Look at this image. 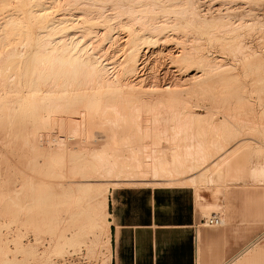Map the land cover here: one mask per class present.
<instances>
[{"label": "bare ground", "instance_id": "6f19581e", "mask_svg": "<svg viewBox=\"0 0 264 264\" xmlns=\"http://www.w3.org/2000/svg\"><path fill=\"white\" fill-rule=\"evenodd\" d=\"M21 1L23 2V0H20V2ZM91 1H95V3L100 2L99 0ZM105 1L107 2V0H101V6L104 5ZM110 1L112 0H109V2ZM119 1V3L114 2L115 4L110 2L112 3V5H110L111 7H109V5L105 2L109 9H105L107 8L105 7L106 4L103 6L105 8L100 7L99 4L94 5L97 7L93 8L98 10L101 8L104 9L97 11L98 13L96 12L97 15L94 17V19L91 17L93 12H90L87 9L84 10L85 6L83 7L84 11L82 13L85 15L88 14L86 11L91 13V15L90 13L88 14V16L90 15L88 18L91 17L93 20L91 18H86L89 22L90 20L93 22L98 20L97 25L91 23L92 25H95L93 28L96 27L97 29L99 26L97 31H95V29H89L90 27L82 29L84 26L82 23L81 25L83 26H80L81 29L78 28V30L80 29L78 33L75 32V24L79 27V22L78 24L75 23L77 22L76 20H79L77 18L78 14L76 11L79 8L75 10L77 14V16L75 14V17H71V14L68 15L66 12H69L68 10H71L72 7V9H74L78 0H73L72 3L71 1L69 3L68 0H58V10L60 12L64 10V13L62 12L59 14L56 17V20H54L53 17L54 22L52 20V24H48L49 18L51 21L52 17H49L48 20L44 19L46 16L44 12L45 9H42L37 16L36 24H41V26H38V28H30L28 25L32 26L31 22V24L27 23V26H20L19 24L24 23V21L20 20V18H17L16 16L9 17L3 21L0 20V49L4 47V50H0V53L3 54L0 55V61L4 58L9 60L12 59L10 60V63H7V66L5 65L6 62H3L5 64L2 63L4 66H2L0 63L2 66H0V68L5 70L6 67H9V70L6 69L8 72L11 70L10 68L20 70L19 75L21 74L26 79V84L23 82L24 80H20L21 83L23 82L22 84L25 85L24 87L19 86V88H22V92L24 90L26 94L23 96L24 93L19 94L21 92L16 91L17 89L19 90V82H16L17 85L10 84L15 83L13 82L15 75L16 81L17 78L19 79L17 76L18 72H16V70H11L13 73L16 72L17 74L15 73L14 78L9 80L10 83H8L9 81L5 76L6 73L0 75V78H4L5 76L7 79L6 83L2 81L1 84H4H0V126H7L5 128L8 131L11 129L12 133H7V137L8 134L9 136L11 134L13 136L14 134L16 137H23L21 139H24V141L28 142L29 145L27 146L30 147V151L33 149L32 152L29 150L28 151L34 158L37 156L38 158L41 156L44 158L42 164L44 171L40 169L42 172L40 173L39 171V174L37 173L41 177L37 176L33 180H30L28 177L22 176L21 178L19 175H11V180L9 179L7 182H4L3 187H0V211L3 214L1 212L0 213L5 216L4 218L7 219L5 228L8 229V234H5L6 236H3V234L0 233V264H28L29 262H33L35 264H55L59 259H64L71 255L78 254L85 247H90V250L92 247H95L99 244L98 235L96 233L97 229H100L101 231L104 230L106 237L109 235L107 219L105 224L101 223L104 217L107 218V198L110 188L109 185H118L119 182L128 184L129 182L132 183L135 181H138V183L140 181L141 184L151 183L155 185V182L158 181V183L160 182V185L169 184V186H171V184L178 185L181 183L184 185L185 183L187 186H195L200 183V181H204L205 176H198L199 178L196 176L195 179L193 178L194 176H192L194 180H192L190 176L191 181L188 182H186L187 180L185 182H180L181 177L179 176L185 172L186 174H190V172L192 174V170L201 168L204 164H206L209 156L213 155L211 153H213L214 150L218 148L222 149V147H225V145L228 144L227 141L232 139H229L228 132L224 130L225 133L227 132L226 135L228 137L224 139L226 135L225 133H221L223 140L226 141V143L223 141L225 143H223V146L219 145L221 146L219 147V142L217 143L216 148H214L215 145L210 146V148L212 147L213 149L207 147L206 150L205 148L207 145L205 148L204 146L199 147L200 144L197 142L201 143V137L208 136L210 131L208 129V132L205 131L206 128H203V125H201L205 122L207 124L209 122L208 118L206 116L200 117L194 112H190L189 114L188 112H185L186 110L181 113L184 114V116L181 115L183 116L182 119L178 117L168 120L169 122L175 121L174 124L178 123L179 125L177 124V127L179 130L176 128L177 132L175 131L176 133H174V137L173 135L172 137L169 135L170 138L167 137V132H169L171 129L169 128L170 126L168 127L167 125L163 124L165 118L163 117V113L161 111L159 114V110L163 107H169V105L172 106L175 102V104H180L183 107L187 106L186 102L183 100L184 98L181 96L180 98L178 94H176L177 91L175 92V90L178 89V91L180 90L179 92L189 93L194 89H199V91L202 88L206 89V86L209 84L207 81L208 79H206L207 85H205V87L202 85V82L204 81L203 73L205 74L206 72L204 71L205 69H201L202 67L200 66L202 65L204 68L206 63L199 50L190 45L191 39L189 40L190 44L187 42L188 45H186L185 41L183 42L185 44L183 45L182 50H179L180 52L175 56L176 60L181 63L183 72L182 77L179 76L180 78L178 77L179 79H176L177 82L161 84L156 82L158 80L156 78H158L159 75L158 77L152 76L150 78L154 77L153 79H156V81H154L153 85L147 84L149 76L147 78L146 70L153 65L150 63L151 66L148 67L150 57L156 53L155 50L152 51V47H157L159 44H166L167 40L163 38L165 36L164 31L167 30L166 34H168V30H185L186 32L188 30L186 35L188 34L187 36H189V33H191L192 30L195 31L196 29H200L206 23H209L210 25L212 20L210 19L209 22V20H207L209 18L203 19L202 11H200V3H205V0L203 2H200V0H126V2L124 1V4L122 3V0ZM218 1L216 3H218ZM260 1L263 2L264 0H259L258 2ZM0 2H2L0 8H3L12 4L14 0H12V3L11 0H0ZM22 2L20 4H22ZM24 3L29 8L31 4H38L40 1L24 0ZM221 4L220 7L223 8ZM224 4L225 3H223V5ZM208 5L210 4L208 3ZM98 6L100 8H98ZM202 6L204 7V5ZM12 7L13 6H11V9ZM64 7L65 9H63ZM218 7L219 5H217L215 12L218 11L221 13ZM47 8L49 9L48 6ZM5 9H8V7ZM11 9L9 11L12 12L13 10ZM21 10L22 8L17 10L19 14V11ZM25 10H27V8H25ZM49 10L51 11L52 8ZM58 10L56 11L60 13ZM105 10L108 11V13ZM109 10H111V12ZM205 10L207 9L205 8ZM228 10H226V12H230ZM15 11L14 13H16ZM22 11L25 12L24 10ZM70 12L72 13L73 10ZM207 12L208 11H206L205 14ZM48 14L51 13L49 12ZM23 15L25 14L22 13V17ZM221 15L224 16V14ZM1 16L3 18V15ZM227 16L229 17V14ZM27 20L31 19L27 18ZM225 20L227 19L225 18ZM112 22H116L114 24L116 26L113 25L112 27ZM84 23L87 24V22ZM34 24L35 23H33V27L37 26ZM117 25H119V27H117ZM221 25L222 24H220V26ZM223 25L221 27H223ZM110 26L112 28H110ZM120 26H127L128 30L130 28L133 29L131 35H129L127 39V46L125 45L126 48L122 43L125 51L122 52L123 55L121 60H117L118 58L113 59V56L111 57L113 60H109L110 58L107 57L109 54L107 49L115 45L116 39L119 36L118 28H120ZM135 27H139L140 29H136ZM138 30L151 33L149 36H147L148 34L144 36L143 33L145 34V32L140 31L143 33L142 35L140 33V35H138L135 32ZM217 30H219L218 27ZM123 31L125 30L123 29ZM223 31L224 29L222 32ZM162 33L164 35H162ZM227 33L229 32L227 31ZM186 35L183 34V36H185V40L188 39V37L186 38ZM222 36L224 37V35ZM223 39H225V37L221 40ZM229 39L230 38H228V40ZM22 42L25 43L24 45L27 48L29 46L30 50L33 47L31 51L28 50L29 48H23L24 51L27 50L30 52L29 55L27 51L26 53L23 52L25 56H28H26L27 58L22 55V53H20V50L18 51V48L21 49V47L24 46ZM192 42L195 43L197 41H194L193 39ZM241 42L239 43L241 44ZM20 44H22L21 47H19ZM105 44H109L107 49H105ZM240 44H238V46H240ZM195 46L197 47V45ZM242 46L243 45H241V47ZM244 48H241L242 51L245 50ZM162 49L160 47L161 52L158 51L159 55L156 56L154 54L153 56L159 57L160 54L166 52ZM90 50L91 52H89ZM92 50L95 51L92 52ZM96 50H98V52ZM239 52H241V50ZM20 54L26 58H24L25 61L22 59V61H24V64L22 63V65L19 62L21 61V56L19 57ZM117 55L118 54L116 53V56ZM18 57L20 60H18ZM7 59L6 61H8ZM157 61H159V59ZM157 61L155 62L157 63ZM158 64L156 65L158 66ZM156 65L154 66L156 67ZM111 69L114 71V74L112 75L113 78L109 77V71H111ZM113 71L110 73L112 74ZM0 72L4 73L5 71ZM150 72L151 71L148 73ZM156 72L158 73V70ZM153 73H155L154 70ZM166 75L164 74V77ZM10 77H12V75ZM2 79H0V82ZM201 80L203 81L201 82ZM163 81L164 80H162V82ZM44 88L46 89L44 90ZM1 89L2 91L5 90L6 93L1 94ZM87 89H89V91ZM82 90H87L89 95L93 93V90H101L102 92L100 93L102 94L99 93L101 96L97 95L91 97L84 92L87 95H84L83 97L81 96L83 94V92H81ZM149 91H153V93L155 91H163L165 92L163 93L164 95L166 94V91H173L174 93H172L176 94L177 96L171 95L170 97L166 98L165 96L169 94L162 96V94H160L161 92H159L161 96L157 93L158 97H156L155 93L154 95L156 98H152L151 95L149 97H145L144 95H146ZM199 91H196V93H200ZM78 92H81L82 94ZM1 95H3V98ZM38 95H41V97H38ZM147 95H149V93ZM22 96L29 99L28 104L31 109L33 108L31 110L32 112H27V104L26 101L22 100ZM172 96H174V98H172ZM21 100L25 103V105ZM29 107L27 108L30 109ZM155 107H159L158 113H155L154 115L151 114L153 116L151 119L152 123L154 124L156 122L160 123V127L157 124L158 127L153 128V126H149V128L145 127L147 130L143 127V129L137 128L133 131L131 126L128 128V125H124V127H126L124 128L122 125H119L120 129H118V124L122 123L121 121L123 120V122H125V120L131 121L132 119L135 121H141L143 119L145 120V118L142 116L143 113L147 114L148 111L157 109ZM123 111L129 113L131 112L130 116L126 115L125 117ZM61 113H65L66 116L60 115ZM80 113L82 114L81 122L77 121V119L73 117L74 115ZM110 113H114L116 116H111ZM146 114L144 115L145 117ZM26 120L30 121L31 124L28 122V124H26ZM50 120L53 125L56 126L55 128H58L60 134L66 135V140H58V138L56 140V138H53L54 136L47 137L48 135L46 136L47 138L45 137L46 141H43V137V139L41 138L42 140H40V136H42L41 134L44 132H41L42 129L44 130L45 128L48 130L50 128L49 125L53 128L52 123L49 124L48 122ZM118 121H120V123ZM176 121L178 122L176 123ZM6 123H9V127ZM108 124H111L109 128ZM116 126H118V128ZM110 127L112 129H110ZM166 127L169 128V131L168 128L166 129ZM175 127L173 130H175ZM5 128H0V132L5 130ZM102 130H104L103 133L106 130L105 133L107 134L105 138L102 136L99 137L100 135H97L99 133L103 135ZM8 131H4L2 133H6ZM210 134L212 133L210 132ZM96 135L98 137H96ZM4 136L2 135L3 138ZM177 137L184 139L186 143L181 142L182 140L180 141L179 139L178 141L180 142H177ZM145 138L149 140V143L143 142L145 141ZM171 138H175L174 142L176 141L177 144L172 145L170 142L168 143ZM9 142L13 141L10 139ZM18 143L20 146V142ZM181 143L184 144L181 145ZM193 143L197 144L198 147H196V145ZM243 147H238L237 145V148L231 153L232 155H229L231 158H228L226 167L227 170L229 169L228 167L231 165V163L233 164L231 165L232 170L239 169L243 165L247 167V165L250 164L249 160L247 159L249 156H247L248 154L245 153L242 155H245L246 157L244 160H242L241 166V161H239V158L242 157L240 156L241 153H244L242 151ZM195 152L198 156H195ZM197 152L200 153L198 154ZM35 153L37 156H35ZM180 156L185 158H182L181 160ZM38 158L36 164L41 163V160ZM151 159H153V161H151ZM149 161L151 162L148 163ZM234 165L235 168H233ZM184 167L186 171H184ZM204 167L202 168L204 169ZM230 170L228 171L230 172ZM221 171L217 172L221 173ZM172 175L178 176L179 178L176 179H180L179 182L175 181V179H170L169 177ZM147 176L153 177L152 181L144 180V177L146 178ZM104 177L115 179L109 180V182H101V179ZM141 178H143V181ZM184 179L186 178H182L183 181ZM206 179L208 181L207 177ZM209 179H211V176ZM169 180L173 181L170 182ZM158 183L156 182V184ZM219 224L221 225L222 221H220ZM13 227L16 229V231H14L15 229L13 230ZM10 234L11 237H9ZM12 234L14 235L13 237ZM29 236L33 237L34 242L24 244V239L28 238ZM45 243H47V247L44 248L42 252H40V247H44ZM107 243L108 242H106V244ZM11 244L14 245V249H11ZM252 248V246L248 247L245 254L252 251Z\"/></svg>", "mask_w": 264, "mask_h": 264}, {"label": "rangeland", "instance_id": "374dc122", "mask_svg": "<svg viewBox=\"0 0 264 264\" xmlns=\"http://www.w3.org/2000/svg\"><path fill=\"white\" fill-rule=\"evenodd\" d=\"M39 1H40V3H38V4L35 3L34 5L31 4L30 5L31 7L29 6V8H28V6L25 5L24 0H23V2L21 1L22 4H20L21 3L20 0H14L13 3H12V0H11L12 4H10V5L13 6L12 9H11L10 5H8L6 7H3V8H0V10H1V12H0V20L3 21V20L8 19L9 17L16 16L17 18L19 17L20 20L24 21V23H20L19 24L20 26H27L28 24L32 23V26L28 25V26H30V28H38V26H41V24L40 25L38 23L36 24L37 16H38L39 12L42 9H45L44 12H45L46 16L44 17V19L48 20L49 17H52L51 21H50V18H49L48 24H52L54 22V20H56V17L59 14H61L62 12L64 13L63 9H65V7L62 9L63 11H61V12L58 10L59 9L58 8V0H47V1L45 0L46 2L44 0H39ZM68 1H69V3H70V1H71V3L73 2V0H68ZM80 1L78 0V2L75 4L76 8L74 7V9H72L73 8L72 7L71 10H68L69 12H66L68 15L71 14L70 15L71 17H75V14H76L75 10L79 8L78 10H76L77 14H78V16H77V14H76V16L80 20V21L76 20L77 22H75L77 24L79 22V24H78L79 27L76 24H75L76 27H74V30H76L75 31L76 33H78V31L81 29L80 26L82 27L83 25L85 27L83 26L82 29H86V27L87 28L90 27L89 29H92V30L95 29V31H97L99 26L96 29V27L93 28V26H95V25L91 24V23H94L96 25L98 24L97 23L98 20L95 19L96 21H94V22L92 21L94 19V17H96V15L98 13L97 11H100V10H102L105 7H107L105 9H109V7H111L110 5H112V3L115 4L119 0L110 1L112 3H110L109 0H107V2L105 1L109 5V7H108V5L105 2H104L103 6H105V4H106V6L105 7L101 6L102 5L101 0H99L101 3L99 1H98L99 3H95V1L92 2L91 0H87V1L80 0ZM89 1H91V2H89ZM124 1L126 2V0H122L123 4L125 3ZM203 1L204 0H202V1L200 0V2H203ZM217 1L216 0H210V1H208V0L206 1L205 0V3L204 2L200 3V11H202V15H203L202 18L203 19L209 18L207 20H209V22H210V19H211L212 21L210 22V25H209V23H206L200 29H196L195 31L194 30H192V31L189 30V31H191V33H189L190 38H189V36H187L188 34L186 35V33H188V30H187V32L185 30H183V31L182 30H178L179 32L178 31H172V30L170 31V30H168L169 31V32H167L168 34H166L167 30L164 31L165 33L163 32L165 34V36L163 38H165L167 40L166 44L165 45L164 44H159L157 46L158 48L157 47H152V51L155 50L156 53H158V54L154 53L156 56L159 55V52H161L160 51V47H161V49L163 48L162 50H164L166 52L163 53L165 55L160 54L159 57L153 56L154 54L152 55V57H150V61L151 62L149 61L148 67L151 66L150 65V63H151V64H153L152 65L153 68L151 66V67H149L150 69L148 68L149 70L148 69L146 70L147 78L149 76L147 84L153 85L154 81H156V79H158V80L160 79L159 81L157 80L156 82L157 83L159 82L161 84L168 83V82L169 83H173V82H177L176 79L178 80L180 77H182L183 72H182V68H181V63L176 60L175 56L180 52L179 50H182V47H183V45L185 43H186V45L190 44L189 40L191 39L190 40L191 41L190 45H192L193 47H195V48H197L199 50L201 56H203V58L205 60V63H206V65H204V68H203L202 65L200 66V67H202L201 69H203V70L205 69L204 71L206 72L205 74L203 73V79H204L205 82L203 80H201V82L203 81L202 85H204V87H205V85H207V81L209 82V84H208V86H206L207 87L206 89L205 88L203 89L201 87L202 88L201 89L202 92H201V90L199 91V89L198 90L197 89L191 90L189 93L188 92H183V93L179 92L180 90L178 91V89L175 90V92L176 91L178 92V93L176 92V94H178L179 97L181 96V97L184 98V99L183 98L182 99L184 100V102H186V104H187V106L189 108L186 105H185L186 107H183L180 104H175L176 103L175 102L172 106L169 105V107H163V108H161L159 110V114H160V111L163 113V117L165 118L164 121L167 120L166 122L163 121V124L167 125L168 127L170 126L169 128L171 129L169 131V128L166 127V129L168 128V131H169V132H167L168 136H167V134H166V136L169 137V135H170V137H172V135H173V137H174V135H175L174 133H176L177 129H178V127H177V124H178L177 122L178 121H176L177 124H174L175 123L174 120H172L174 122H171V121L169 122L168 120L169 119H175V118H178V117H180L182 119L184 114H181V113H183L185 110H186L185 112H188L189 114H190V112L191 113L194 112L196 115H199L200 117H205L206 116L208 118L209 122L208 121L207 122L209 124L208 123L206 124V122L205 123L203 122L204 124H201V125H203V128H206L205 131H207V132H208V130H210V131L208 133V136H206V137L202 136L201 137L202 138L201 139L202 140L201 143L197 142L198 144H200L199 147L204 146V148H205V146L207 145L206 148H205L207 150V147L210 148V146L215 145L214 148H216L217 143H219V142L220 143L218 144V146L219 145L223 146V143L224 142L226 143V141L223 140V137L221 135L223 133H225V131L228 132L229 139H231V138L232 139L231 140L228 139L229 140V141H227L228 144L225 145V147H222V149L218 148V149L214 150L213 153H211L213 155L210 154L211 156H209V158L207 159V162H206L208 167H204V166H206V164H204L202 166V167H204L206 169L208 168V169L207 170L206 169L203 170V168L201 167V168H197V170L196 169L192 170L193 173H195L197 171V173L195 174L196 176H198V175H199V177H201V175L205 176V180L202 181V182L200 181V183L195 185L197 187H194L197 190V192H198V200H202L203 199V198L199 197V190H206V191L210 192V191L215 189V191L212 194V197H213L215 202L219 201L222 204L219 207L217 205V203H215L216 205L213 208L207 209V210H200V211L202 212L204 217H210L211 212L220 213V221H222V224L221 225L219 224L218 226L217 225L216 226H212V227L208 226V228H212V229L223 228L224 225L230 224L232 222L234 223V221L236 222L240 218L241 224H244V228L245 229H249L248 230L249 241H248V243L246 245L247 246L249 245L248 247L252 246L253 248H252V251L248 252V254L244 255L239 261H236L234 264H264V196H263L264 195V3H263L264 1L263 2H261V1L258 2L259 0L258 1L257 0H220V1H218V3H216ZM47 2H48V4H47ZM84 2H85V4H84ZM87 2H88V4H87ZM119 2H121V1H119ZM208 3L210 5H208ZM223 3H225V4L223 5ZM1 4H2V2H0V6H1ZM23 4H24V7H23ZM81 4H84V5H81ZM97 4H99L100 7H103V8H101L99 10L96 9V8H93V7H97V6H94V5H97ZM201 4L204 5V7ZM220 4H221V6H223L224 9L222 7H220ZM46 5L49 7V9L52 8L53 11L51 10L52 11L51 12L47 8ZM87 5H89V6H87ZM90 5H92V6H90ZM217 5H219L218 8H219V11L221 13H219L218 11L215 12V9H217L216 8ZM227 5H229V6H227ZM16 6H18V7H16ZM7 7H8V9H5ZM83 7H84V10L87 9L88 11L93 12V14L95 12V14L94 15L92 14L93 15L92 16L90 12L86 11V13H88V14L90 13L91 17L93 18L92 19L90 17L92 19V20H90V22L87 20V19H90V18H88L90 15L88 16V14L85 15L84 13H82L84 11ZM89 7H92V8H89ZM100 7L98 6V8H100ZM21 8L26 13L21 10V11H19L20 14H21L20 15L17 10H19ZM25 8H27V10H25ZM201 8H202V10H201ZM205 8L207 10H205ZM210 8H212L213 10L210 9ZM220 8H221V10H220ZM228 8H229V10H228ZM10 9L13 10V11L12 12L9 11ZM94 9H96V10H94ZM235 9H236L237 12L235 11ZM56 10H58L60 13H58ZM72 10H73V12L71 13L70 11H72ZM92 10H94V11H92ZM226 10H228L230 12H226ZM14 11L16 13H14ZM109 11L111 12V10H109ZM206 11H208L206 13L207 15L205 14ZM49 12L51 14H48ZM106 12L108 13V11H106ZM22 13L25 14V15H23L24 18L22 17ZM73 13H74V15H73ZM214 13H216V14H214ZM4 14H6V15H4ZM200 14H201V12H200ZM221 14H224V16H222ZM228 14H229V17L227 16ZM1 15H3V18H2ZM17 15H19V16H17ZM215 16H216V18H215ZM26 17L28 19H31V20H27ZM53 17H54V20H53ZM84 17H85V19H84ZM222 17H223L224 21L222 20ZM121 18H124V17H121ZM225 18L227 20H225ZM25 20H27V21H25ZM52 20H53V22H52ZM84 22H87V24L84 23ZM33 23H35L34 25H37V26L33 27ZM82 23H83V25H81ZM115 23L116 22H112L111 23L112 27H113V25ZM90 24H91V26H90ZM220 24H222V25L224 24L223 27H221L222 25L220 26ZM44 25H46V24H44ZM86 25H88V26H86ZM215 25H217V26H215ZM114 26H116V25H114ZM224 26H226L227 28L224 27ZM112 27L110 26V28H112ZM117 27H119V25H117ZM217 27L219 28V30H217ZM78 28H80V29L78 30ZM135 28L136 29H140L139 27L138 28L135 27ZM123 29L125 31H123ZM132 29L133 28H130L128 30L127 26H125V27L124 26H122V27L120 26V28H118V31H119L118 32V34H119L118 38L119 39L118 38H117L118 40L116 39V43L117 44L115 43V45L110 47L109 49H107L109 44H105V49H107L108 53H109L107 55V57L110 58L109 60H113V59H117V58H118L117 60H121V57L123 55L122 52L125 51L124 46L125 45L127 46V41H128L127 39L129 37V35H131ZM207 29H209V30H207ZM220 29H221V32H220ZM223 29H224L225 32L224 31L222 32ZM140 31H143V30H140ZM140 31L138 30V31H135V32L138 35H140V34L142 35V33L145 32V31H143L141 33ZM184 31H185V33H184ZM227 31L229 33H227ZM146 32H145V34L143 33L144 36H146L147 34H148L147 36H149L150 33H151V32H149V33H146ZM172 32H174V33H172ZM192 32H194L195 34L192 33ZM208 32L211 33V34H209ZM128 33H130V34H128ZM163 33H162V35H164ZM219 33L220 34L222 33L221 36H220ZM225 33H227L228 35L225 34ZM183 34L186 35V38L188 37V39L185 40V36H183ZM168 35H170L172 37H170ZM209 35L210 36L212 35V36L210 37ZM215 35H216V37H215ZM222 35H224V37H225V39H223V40H221L222 38H224ZM225 35H227V36H225ZM120 38H122V39H120ZM172 38H173V40H172ZM228 38H230L229 40H231V41H229ZM193 39H194V41H197V42H195V43L192 42ZM184 41H185V43H183ZM187 42H189V43L187 44ZM237 42H238V44H240L239 42H241L240 46H238ZM122 43H123L124 46L122 45ZM181 43H183V44H181ZM228 43H229V46H228ZM22 44L24 45L25 43L22 42ZM22 44H20L19 47H21ZM195 45H197V47ZM241 45H243L245 48L243 46L241 47ZM126 46H125V48H126ZM24 47L27 48L24 45V46L21 47L22 50L20 48H18V51L20 50V53H22V55L25 56V54H23V52L26 53L27 50L24 51L23 50ZM3 48L4 47H2L0 50H4ZM28 48H29V46H28ZM90 48H92V47H90ZM95 48H97V47H95ZM241 48L242 49L244 48L246 51L245 50H244L245 52L242 51ZM32 49H33V47L31 48V50ZM113 49H114V51H113ZM28 50L31 51L30 48ZM240 50H241V52H239ZM29 51H27L28 55L30 53ZM94 51L92 50V52H94ZM96 51L98 52V50H96ZM89 52H91V50ZM116 53L118 54L117 56H116ZM0 55H3V54L0 53ZM22 55L21 54L19 55V57L21 56L20 57L21 61H22V59L24 60V58L27 56L26 55L24 57ZM161 56H163V57H161ZM241 56H242V58H241ZM19 57H18V60H20ZM4 59H3L4 61L1 59V61H0L1 65H2L3 62H6V64L5 63H3V64H5L7 66V63H10V60H12V59L9 60L7 58H4ZM6 59L8 61H6ZM151 59H153V60H151ZM158 59H159V61H157ZM160 59H161V61H160ZM21 61H19V62L22 65V63L25 60L22 61V62ZM155 61H157V63ZM154 62H155V64H154ZM156 64H158V66H160V67H158ZM154 65H156V67ZM2 66H4V65H2ZM8 68L9 67H6V69H8ZM165 68H167V69H165ZM6 69L4 70V69L0 68V71H2V72L5 71L4 73L0 72V75L6 73L5 76L7 77L8 81L12 80L14 78V75H15L16 72H18L17 76L19 77V79L17 78V81H16V79H15L16 75H15V78L13 80V82H15V83H10V81L8 83L14 85V84H16V82L17 83L19 82L18 84H20V85H18V88H19V86L20 87L21 86H23V87L25 86L22 83L25 82V84H26V81H25L26 79L21 74L20 75L22 77L19 75L20 70H16V69L10 68L12 71L16 70V72H14V73L10 70L13 73L12 74L10 71L8 72L9 69L7 71H6ZM168 69H169V71H168ZM153 70H154L155 73H153ZM157 70H158V73L156 72ZM112 71H113L112 69H111V71H109V77H111V78H113L112 75L114 74V71H113L112 74L110 73ZM147 71L148 72L151 71V72L148 73ZM7 74H8V76H7ZM164 74L165 75L167 74V75L164 77ZM170 74H171V76H175V77H171ZM9 75L10 76L12 75V77H10ZM158 75H159V77H158ZM5 76H4V78L1 76L5 81L2 78H0V79H2L0 84L2 83V81L6 83L7 79H6ZM152 76H154V77L157 76L158 78H156V79H153L154 77L150 78ZM161 77L162 78L164 77L165 79L164 78L162 79ZM161 79L164 80V81L162 82ZM206 79H208V80L206 81ZM20 80L21 81L24 80V81L21 83ZM165 80H167V81H165ZM150 81H151V84H150ZM3 84H1V85H3ZM25 89H26V87H25ZM45 89L46 88H44V90ZM87 90L89 91V89H87ZM87 90H84V91L82 90L81 92H83V94L81 92H78V93H81L82 95L81 94L80 95L84 97V95L88 94ZM16 91L21 92L19 94H23L24 93L23 96L26 95L24 90L22 92V88H19V90L17 89ZM196 91L197 92L199 91L200 93H196ZM84 92L87 93V94H85ZM92 92L93 93H91V91H90L91 94L90 95L88 94V96H91V97L92 96H97V95L101 96L100 94H102V93H100V92H102L101 90H93ZM151 92L149 91L148 92L149 95H147L148 94L147 93L144 96L145 97H149L151 95L152 98H156V97H158L157 93L159 94V92H161V91H159V92L155 91L154 93H153V91H151ZM172 92L173 91H170V92L166 91V94H169V95L165 94L166 96L163 94V93H165L163 91L160 94H162V96H165L166 98L170 97L171 95L177 96L176 94H173L174 92L173 93ZM5 93H6L5 90L2 91V89H1V94H5ZM95 93H96V95H95ZM154 94L156 95V97H155ZM1 96L3 98V95H1ZM39 96L41 97V95H38V97ZM174 96H172V98H174ZM195 97H197V98H195ZM22 100L26 101V104H27L26 106L29 107V104H28L29 103V99L23 97ZM183 100H181V101H183ZM39 101H40V99H39ZM22 103L25 105V103L23 101H22ZM27 107H26L27 112H32L31 110L33 108L31 109L29 107L30 109H28ZM155 108H157V109L148 111L149 113L147 111H144V112H147V114L143 113L142 116L145 118L146 121L143 119V117H142L143 120H141V121H139V120L135 121L134 119H132L130 121L128 119L129 121H126V120H125V122H123L124 120L121 121L123 124L120 123V121H118L120 123V124H118V126L122 125V127H124V125L125 126L128 125V128L131 126V129L133 131L135 129H137V128H139V129L142 128L143 129V127H144V129H146L145 127L149 128V126L150 127L153 126V128L154 127H158V125L160 123L156 122L154 124V123H152V119H151V118H153L152 115H154L155 113H158V108L159 107H155ZM28 110H30V111H28ZM126 110H128V109H126ZM180 111H182V112H180ZM123 113H124V115L126 117V115L130 116L131 112L129 113V112H124L123 111ZM28 114H30V113H28ZM145 114H146V117L144 116ZM60 115L66 116L65 113H61ZM110 115L111 116H116V114H114V113H110ZM149 115H150V117H149ZM181 115H183V116H181ZM73 117L75 119H77V121H79V122H81V120H82V114L81 113L80 114H76ZM237 119H239V120L241 119V120L239 121ZM25 122H26V124L30 123V121H28V120H26ZM48 122H49V124L52 123L51 120L48 121ZM6 124L9 127V123H6ZM49 124H47V125H49ZM168 124H170V125H168ZM52 125H53V123H52ZM171 125H173V126H171ZM175 125H176V127H175ZM109 126H111V124H108V128H109ZM118 126H116V127L118 128ZM139 126H142V127H139ZM205 126H207V127H205ZM235 126H236V128H235ZM5 127H7V126H5ZM5 127H1L0 126V128H2V129H4ZM49 127L51 128V130H50ZM49 127H48L49 128L48 130H46L45 128H44V130L42 129L41 132H43V131L44 132L41 134L42 136H40V140H42L44 138L43 141H46V138L50 137V136H52V137L54 136L53 138H56V140H57V138H58V140L59 139L66 140V135L60 134L58 128H55L56 126L53 125V128H52L49 125ZM159 127H160V125H159ZM174 127H175V130H173ZM208 127L211 128L212 130L209 129ZM124 128H126V127H124ZM110 129H112V128L110 127ZM110 129H108V130H110ZM118 129H120V126H119ZM95 130H97V129H95ZM4 131H8V130L5 128V130H2L0 132L1 133L0 134V187H3L4 182H7L11 178V175H19V176H21V178H22V176L28 177V179H30V180H33L35 177L40 176V175H38L39 174L38 172L40 171V173H41L42 172L41 170L44 171V168H42V164H43L44 158H42L41 155H39L41 157L38 158L36 153H35V156H37V157L34 158L31 155V153H29L30 147L27 146V145H29L28 142L24 141V139H21L23 137L18 136L19 137L18 138L16 136H14V134H13V136H14V139H13L12 134L10 135L12 137H10L9 134H8V137H7V133L11 132V129L8 132H6V133H2ZM103 131L104 130H102V134L103 135H101V133H99L97 135L98 136L100 135L99 137L102 136L103 138H105L107 133H105L106 130H105L104 133H103ZM171 131H172L173 134L171 133ZM210 132L212 134H210ZM226 133H225V135H226ZM59 134H60V136H59ZM2 135L3 136L5 135L4 138L2 137ZM97 135H96V137H98ZM228 136L226 135L224 139H226V137H228ZM5 139H6L7 142L5 141ZM10 139L13 142H9ZM174 139L175 138H171V140L168 141V143L170 142V144L173 145V144H177V142H180L181 140H182L181 142H185L184 139H181L180 137H177V140H176L177 142L176 141L174 142ZM178 139L180 141H178ZM172 141H173V143H172ZM18 142H20V146H19ZM143 142L144 143L145 142L149 143V140L147 138H145V141H143ZM11 143H13V144H11ZM195 143H193V144L196 145V147H198L197 144H195ZM182 144H184V143H181V145ZM7 145H10V146H7ZM11 145L12 146L14 145V146L12 147ZM237 145H238V147L245 146V147L242 148V151L244 153H241L240 156H242L245 153L248 154V155L247 154L246 155L249 156V157H247V159L249 160V163H250V164H248L249 169L245 168L244 166H242V160H244V158L246 157L244 155V156L240 157L241 159L239 158V161H241L240 163H241V166H242V167H240L241 169L240 168L239 169H235L237 172L235 170H232V166L231 165H233V164L231 163V165H229V167H228L229 168L228 170L231 169L230 172H229L226 169L228 158H231V157H229V155H232L231 153L233 152V150H235L237 148ZM26 147H27V149H26ZM219 147H221V146H219ZM209 148H208V150H209ZM244 148H245V150H244ZM18 149H19V151H18ZM32 150L30 152H32ZM20 151H22V152L25 151V152L22 153ZM195 154H196V152H195ZM182 156H180L181 160H182V158L183 159L185 158V157H182ZM195 156H198V155L196 154ZM37 158L39 160H41V163L36 164L37 161H38ZM3 161H5V162H3ZM151 161H153V159H151ZM151 161H149L148 163H150ZM221 166H223L224 168L221 167ZM233 168H235V165H234ZM184 169H185V167H184ZM198 169H201V170L198 171ZM221 169H222V172L224 173V175H223L224 178L222 180H220L219 182H217V183L209 182V180H212V179H209L211 174H212V172H216L217 173V171H221ZM184 171H186V169ZM187 173H189V172H187ZM193 173L191 174V172H190V174H186V172H185L184 174L180 175L179 177L190 176V175H193ZM179 177L175 176V175H172L169 178L170 179H176V178H179ZM206 177L208 178V181H207ZM146 178L144 177V180L152 181V179H153V177H151V176H147ZM114 179L115 178H111L110 179L109 177H104V178L101 179V182H107V181L109 182V180H114ZM141 180L143 181V178H141ZM156 182L158 183V181H156ZM156 182H155V185L151 184V183L149 185L150 186L160 185L159 184L160 182L158 184H156ZM129 183L126 184V183H123V182H119L118 185H109V187L111 188V187H116V186H119V185L146 186V185H142L140 183V181H139V183H138V181L132 182L133 184L131 182H129ZM161 185H165V184H161ZM246 189H250V191H251L252 211H250V213H251L252 217L250 218L249 221L248 220H244L242 218V215L244 214L243 209H242V207L244 205L243 201H242L241 197H238V198L234 197L232 208L235 209V208H238L240 206L238 208L239 211H237V214H236L237 218L235 220L228 219V214L231 211H230V208H229V199L226 197V195L228 193H230V192H231V194H233V192L236 193V192H240V191L246 190ZM259 212H260V214H259ZM1 213H0V230H1L0 233L3 234V236H6L8 234V229L5 228V223L7 224V219L4 218L5 216L2 215L3 213L2 214ZM106 219L107 218L104 217L103 220L101 221V223L105 224ZM14 227H13V230L15 229ZM234 227L237 228V227H239V225L238 224H234ZM14 231H16V229ZM14 231H13V234H14ZM96 233L98 235V240H99V244L97 246L92 247L90 250H89L90 247H85L78 254L71 255V256L66 257L64 259H59V260L56 261L55 264H105L108 261V256H107L108 252L106 251V248H107L106 233H105L104 230L101 231L100 229H97ZM246 233L247 232H245V235H246ZM13 234H12V237L14 236ZM9 237H11V234L9 235ZM92 239H94V238H92ZM33 242H34V239H33L32 236H29L28 238L24 239V244H29V243H33ZM13 246L14 245L11 244V246H10L11 249H14ZM89 246H90V244H89ZM46 247H47V243H45L44 247H40V252H42L43 249L46 248ZM97 247H98V249L100 251L97 249ZM248 247L246 248V250L248 249ZM246 250H245V252H246ZM23 264H25V263H23ZM28 264H35V263L29 262ZM227 264H233V263L230 262V263H227Z\"/></svg>", "mask_w": 264, "mask_h": 264}, {"label": "crops", "instance_id": "0c3cea01", "mask_svg": "<svg viewBox=\"0 0 264 264\" xmlns=\"http://www.w3.org/2000/svg\"><path fill=\"white\" fill-rule=\"evenodd\" d=\"M243 166L249 169L248 165ZM196 173L190 175L191 178H196ZM223 175L222 171L212 172L209 182L217 183L224 178ZM190 176L181 177L180 182L191 181ZM182 178L186 179L183 181ZM147 184L150 183L109 189L108 261L105 264H234L246 255L249 229L244 228L240 218L220 229L203 225V221L214 214L220 216V213L211 212L210 217H204L200 211L213 208L215 203L219 207L222 205L212 197L215 189L210 192L199 190V197L203 199L198 200L194 188L197 186ZM226 197L231 211L228 219L237 218L240 206L234 209L232 204L234 197H241L244 204L242 218L249 221L252 217L250 189L230 192ZM234 224L239 227L235 228Z\"/></svg>", "mask_w": 264, "mask_h": 264}, {"label": "built area", "instance_id": "2783aa9c", "mask_svg": "<svg viewBox=\"0 0 264 264\" xmlns=\"http://www.w3.org/2000/svg\"><path fill=\"white\" fill-rule=\"evenodd\" d=\"M220 223L219 214H214L211 218H207L203 221L204 226H216Z\"/></svg>", "mask_w": 264, "mask_h": 264}]
</instances>
